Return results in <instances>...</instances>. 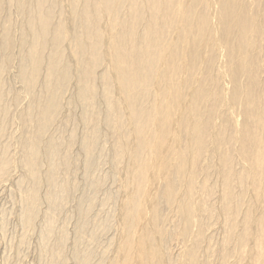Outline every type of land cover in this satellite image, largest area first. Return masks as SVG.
Segmentation results:
<instances>
[{
    "label": "rangeland",
    "instance_id": "rangeland-1",
    "mask_svg": "<svg viewBox=\"0 0 264 264\" xmlns=\"http://www.w3.org/2000/svg\"><path fill=\"white\" fill-rule=\"evenodd\" d=\"M43 2L39 9L37 0H0V264H112L128 256L121 253L124 240H137L143 230L151 235L147 253L164 257L165 264H264V157L261 166L254 165L234 140L236 127L242 129L245 117L242 106L230 103L232 86L224 72L225 53L218 55L217 62L222 64L216 66H222L220 71L226 75L223 73L221 81L228 86L214 125L229 123L223 136L225 148H230L226 155L229 165L221 158L227 150L212 147L211 137L217 131L209 129L205 144L211 146L199 153L193 186V153L184 140L177 145L188 152L181 173L178 162L173 161L175 171L173 168L168 178L160 177L159 167L147 155L157 177L146 183L143 195L131 176L133 147L143 135L130 122L104 57L107 15H101L104 45L98 50L100 55H89L82 63L77 40L85 42L86 28L72 16L82 12L84 0H78L76 6L72 0ZM123 3L120 14L127 23L130 5L128 0ZM41 15L49 19V34L40 39L38 78L30 84L26 77L32 71V46L38 40L34 33L40 31ZM57 52L59 75L49 82L51 60L48 62ZM91 65L93 93L84 97L81 82ZM52 101L56 109L45 124L40 110ZM234 123L238 124L233 127ZM34 140L38 141L35 174L27 165V144ZM229 141L232 148L227 147ZM148 194L156 208L145 203ZM136 195L147 219L143 230L137 221L128 226L125 220V210L138 213L127 206ZM186 196L193 197L189 228L184 207L190 199ZM128 257L138 254L132 250Z\"/></svg>",
    "mask_w": 264,
    "mask_h": 264
},
{
    "label": "bare ground",
    "instance_id": "bare-ground-1",
    "mask_svg": "<svg viewBox=\"0 0 264 264\" xmlns=\"http://www.w3.org/2000/svg\"><path fill=\"white\" fill-rule=\"evenodd\" d=\"M72 2L75 6L78 4V0H72ZM39 3L44 2L37 0V5ZM83 3L82 12L80 11V14L77 12L78 17L75 16V12L73 16L71 15L81 20L86 28L85 42L81 38L77 40L80 47L78 49L80 62L83 63L89 55L92 58L100 55L98 50L102 51L100 47L104 45V33L100 27L101 15L103 17L107 15L109 20L106 26L107 43L104 57L108 60L111 73L115 77L120 101L128 110L129 120L133 123L135 131L143 135L141 141L135 142L136 147L131 144L134 146L132 147L135 149V155H132L133 157L130 155L133 163L131 176L140 194H146V183H151L157 177L153 173V164L147 162L149 153L153 163L159 167V176L168 178L173 173L171 171L174 168L173 161L178 162L177 170H180L178 173H181L185 166L188 152L185 148L182 151V147L178 148L177 145L188 140L186 144L189 151L193 153L190 161L192 185L198 174L197 162L201 161L199 153L203 151L204 146L209 145V143L205 144L209 129L217 131V134L211 137L212 147L224 151L226 144L223 136L228 130V122L223 124L220 119L222 126L216 123V127L214 121L216 110L224 107L226 97L224 87L228 84L223 86L221 77H224L225 73L228 74L227 78L228 76L231 78V85H229L232 86L231 98L228 96L230 103L242 106L245 117L242 129H238V123L233 124V127L237 125L238 129L233 134L234 140L242 145L244 154L242 151L241 154L247 160L254 165L263 164L261 157H264V0H184V2L183 0H128L130 13L128 12L127 23L122 21L120 14L124 7H122L123 0H84ZM145 15L149 18L147 19ZM138 19L141 22H138ZM48 20L47 16L40 17V31L34 33L38 40L32 46L34 55H31L34 57L32 71L26 77L30 84L36 80V77L38 78L40 64L38 62L41 60L37 58L36 50L41 46L40 39L47 33ZM139 23H141L140 26L143 25L142 29L140 28L141 37L138 35L141 31L138 29ZM68 33L66 32V35ZM57 34L60 33L57 32ZM57 34L55 37L58 40ZM223 52L227 60L224 61V74L220 71L222 66L220 65L219 69L216 66L220 58L218 55ZM50 60L49 82L57 78V74L59 75L58 52L49 59L48 63ZM85 71L81 82L84 87L82 95L89 97L93 93L92 65ZM226 93L229 95V91ZM223 95H225L224 98ZM55 109V101L41 108L40 113L45 124ZM233 111L235 112V108ZM230 130L232 131L231 128ZM231 142L229 141V145ZM37 144V140L27 144L30 150L27 165L34 174ZM234 145H236L235 142ZM227 147L232 148V145ZM229 149L227 148V151L223 152L224 156L221 157L226 164L229 163L226 161ZM131 151L133 152L132 149ZM194 188L188 191L191 192ZM186 197L190 201H185L190 203L188 202L186 208L183 205L182 207H184V213H187L186 222L189 228L188 225L193 219L191 203L193 197ZM147 201L156 208L157 203L153 198L151 199L150 194L145 197V203ZM127 206L131 209L136 208L138 212L133 214L130 209L125 210L127 225L131 226L137 221L140 230H143L147 219H145L140 198L137 195L131 197ZM150 240L151 235L145 230L137 240L131 237L126 238L122 244L121 253L129 256L133 250L137 252L138 257H121L118 262H112V264H165L164 257H150L147 253L145 246Z\"/></svg>",
    "mask_w": 264,
    "mask_h": 264
}]
</instances>
